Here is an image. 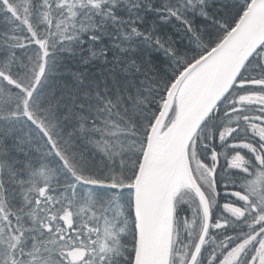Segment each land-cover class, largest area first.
I'll return each mask as SVG.
<instances>
[{
  "label": "snow or ice",
  "instance_id": "snow-or-ice-1",
  "mask_svg": "<svg viewBox=\"0 0 264 264\" xmlns=\"http://www.w3.org/2000/svg\"><path fill=\"white\" fill-rule=\"evenodd\" d=\"M0 264H264V0H0Z\"/></svg>",
  "mask_w": 264,
  "mask_h": 264
}]
</instances>
